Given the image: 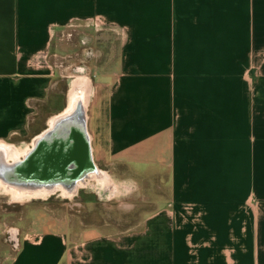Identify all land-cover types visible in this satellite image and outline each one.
<instances>
[{"label":"crops","instance_id":"obj_1","mask_svg":"<svg viewBox=\"0 0 264 264\" xmlns=\"http://www.w3.org/2000/svg\"><path fill=\"white\" fill-rule=\"evenodd\" d=\"M79 76L93 163L157 199L123 229L35 207L0 264H264V0H0L1 142Z\"/></svg>","mask_w":264,"mask_h":264},{"label":"rangeland","instance_id":"obj_2","mask_svg":"<svg viewBox=\"0 0 264 264\" xmlns=\"http://www.w3.org/2000/svg\"><path fill=\"white\" fill-rule=\"evenodd\" d=\"M78 39L81 42V39ZM59 40L63 43L65 41V37H61V39H58V41ZM83 56L84 58L81 57V53L75 56L73 60L74 63L82 65L81 59L86 61L88 59L87 55L84 54ZM55 60L57 61V66L59 68L58 70L62 71V74H64V52H59ZM87 72L88 70H86V68H83V70H75V72L73 70L74 75H87ZM66 87V81L63 78L58 83V94L54 97V99L56 98L57 108H60L65 103L63 92L66 91ZM90 102L91 100L89 101V104ZM52 109H54V107L46 105L43 108H39L38 113L34 114L35 119L31 123L35 131H38L44 127L45 121L47 119V113L52 111ZM88 110L87 113L89 112ZM31 142L32 138L26 137L23 146L19 147V149L26 148ZM99 168L104 171L109 179V182L104 183L103 186H99L96 183L97 181L95 182L96 179H92L88 181L83 187L79 188L78 191L75 192V195L72 196H65L62 195L61 192H57L45 198L15 202L8 194L0 190V223H3V225L7 227V229H2L3 231L0 235L1 242H6L11 245V235L9 234L8 230L11 231L12 227H15L16 224L22 225V220L27 222L34 219L35 217L31 211L35 207L41 206L51 209V211L58 218H64L70 214H74L79 217H83V220L85 221L107 222L108 224L106 227L109 229H114L116 227L123 229L129 227L134 221L140 218V216L143 214L142 209L144 208V205L147 206L149 203H155L150 200L153 198L156 201L157 198H150V196L147 195L148 191L143 193H136L134 191V196L132 187L128 189L126 193H124L123 190L121 191L116 189L117 192L115 195L112 173L104 166H100ZM129 184L132 185L131 183ZM132 192V196H129L128 194ZM148 206L151 205L149 204ZM12 233H15V231L12 230Z\"/></svg>","mask_w":264,"mask_h":264},{"label":"water","instance_id":"obj_3","mask_svg":"<svg viewBox=\"0 0 264 264\" xmlns=\"http://www.w3.org/2000/svg\"><path fill=\"white\" fill-rule=\"evenodd\" d=\"M79 113L57 122L54 129L49 123L45 131L34 139L38 142L29 157L16 165L2 167L5 174L2 173V180L16 185L38 186L73 185L81 180L94 163L87 118Z\"/></svg>","mask_w":264,"mask_h":264},{"label":"bare ground","instance_id":"obj_4","mask_svg":"<svg viewBox=\"0 0 264 264\" xmlns=\"http://www.w3.org/2000/svg\"><path fill=\"white\" fill-rule=\"evenodd\" d=\"M90 95L91 88L89 86V79L85 76L76 77L72 81L68 93L67 109L51 119L50 127H53L54 129L57 122L59 123L69 119V116H77L79 112L82 117L85 116L87 118V108L90 101ZM36 140H33L31 146L24 149H19L13 144L0 141V190H3V192L8 194L13 201L22 202L29 199L45 198L57 192H61V194L65 196H72L75 195V192L78 191L79 188L83 187L91 179H96L101 184L109 182V179L104 171L99 169L95 164L86 172L81 180L76 181L73 185L61 183L44 184L39 186L35 184L16 185L3 181L2 173L3 175L5 174L2 167L6 165L10 166L11 164L16 165L21 163L25 158L29 157L37 145L38 141ZM115 193L116 192H114V194Z\"/></svg>","mask_w":264,"mask_h":264},{"label":"flooded vegetation","instance_id":"obj_5","mask_svg":"<svg viewBox=\"0 0 264 264\" xmlns=\"http://www.w3.org/2000/svg\"><path fill=\"white\" fill-rule=\"evenodd\" d=\"M1 191H3V190H1Z\"/></svg>","mask_w":264,"mask_h":264}]
</instances>
